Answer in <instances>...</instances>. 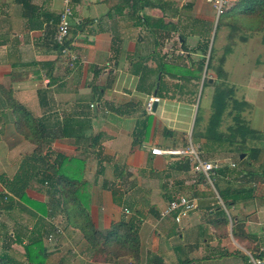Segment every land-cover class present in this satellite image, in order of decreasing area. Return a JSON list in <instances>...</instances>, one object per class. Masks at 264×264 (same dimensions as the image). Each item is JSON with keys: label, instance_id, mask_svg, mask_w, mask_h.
I'll list each match as a JSON object with an SVG mask.
<instances>
[{"label": "crops", "instance_id": "obj_1", "mask_svg": "<svg viewBox=\"0 0 264 264\" xmlns=\"http://www.w3.org/2000/svg\"><path fill=\"white\" fill-rule=\"evenodd\" d=\"M60 8V0H0V190L4 191L2 182L18 173L22 160L28 161L33 148L15 132L3 88L41 122L46 131L45 144L67 157L62 172L88 181V211L94 227L106 229L111 221L121 218L138 220L141 254L136 263L93 257L81 233L66 223L55 187L41 184L37 178L30 179L24 192L36 205L42 204L43 210L17 198L12 209L0 210V215L8 214L6 219L14 211L17 223L13 232L19 234L20 242L12 239L11 246L21 247L29 230L40 225L47 232L53 228L61 232L56 234L57 246L46 257L50 260L54 255L55 264H177L183 259L188 264H247L243 250L261 247L264 252V181L251 182L248 192L225 207L214 184L216 170L233 167V161L218 163L220 167L209 174L207 185L201 173L193 171V156L188 153L197 142L190 141L188 149L176 136L173 142H167V132L172 130L164 125L166 136L156 132V116L148 124L149 133L129 138L138 122L146 119L141 112H158L166 121V107L173 111L180 107L190 113L191 103L176 99L180 92H187L186 96L196 93L199 99L200 88L195 92L197 88L192 91L190 85L188 90L179 91L178 80L167 73L159 83L154 79L160 63H189L195 60L194 53H207L208 24L214 13L209 0H72L69 34L63 48L52 41ZM168 80L175 82L171 85ZM91 92L93 100H88L87 108L93 112L82 115ZM150 96L159 101L147 111L145 104ZM184 138L187 141L182 134L181 140ZM140 147L142 150H137ZM151 147L181 152L155 155L150 153ZM195 152L199 160L206 161ZM178 159L188 162V170L176 165L173 168L170 162ZM135 173L140 180L152 175L159 179L157 190L146 184L136 186L140 183L135 181ZM196 174L204 184L193 179ZM164 176L175 178L169 182L188 190L189 194L181 195L195 202V208L177 222L158 216L175 192ZM217 183L223 185L220 179ZM133 191L143 194L133 195ZM185 216L179 232L185 241L173 242L179 231L174 226L178 229ZM204 222L208 225L206 236H192V230L197 231ZM7 228L0 224L5 241L11 239L6 237ZM179 245L185 252L180 253ZM0 247L8 249V244Z\"/></svg>", "mask_w": 264, "mask_h": 264}, {"label": "trees", "instance_id": "obj_2", "mask_svg": "<svg viewBox=\"0 0 264 264\" xmlns=\"http://www.w3.org/2000/svg\"><path fill=\"white\" fill-rule=\"evenodd\" d=\"M233 3L229 9L219 14L215 29L217 30L220 24H227L229 22L228 20L222 22V18L232 17L236 19L241 17L244 20L241 23L246 30L262 28L264 34V0H236ZM68 34L61 43H56L52 36L55 46L63 48ZM179 37L183 40L181 35ZM262 42L264 43V37ZM202 67L203 62H187L186 65L181 66L175 63H160L157 71L158 77L155 78V81L159 83L161 77L166 73L172 78L183 81H189L191 77L198 79L200 78ZM210 67L209 55L205 70ZM202 85H205V83L203 82ZM158 88L156 91H158ZM1 92L6 94V102L13 117L12 124L15 132L30 142L33 148L28 161L22 160L18 173L10 181L2 182L1 185L4 191L0 190V210L12 209L15 198L20 199L27 205L33 203V208L41 210L43 205H36V202L32 201L33 199L26 196L24 192V189L29 185L30 179L37 178L36 180L39 183H48L49 187H55L61 212H64L66 216V223L81 233L83 240L92 250L93 257H100L103 261L118 262L122 259H129L134 263L138 262L141 254V243L137 232L138 220L134 217L127 220L121 218L111 221L109 227L106 229L94 227L88 211L90 201L87 188L88 181L80 177L66 175L62 172L61 166L67 160V157L64 158L61 152H56L45 144L46 131L41 122L27 112L23 106L16 103L11 98L8 90L2 88ZM229 92L230 89L219 87V84L213 86L211 99L212 114L209 117L208 128L205 133L206 138L214 139L218 145L225 142L226 146L223 150L226 153L237 154L238 160L233 161V167H221L216 170L215 178L217 180L220 179L223 185L220 186L217 180H215L214 184L217 194L225 207L234 203L237 197H239L238 195L248 192L251 188V182L264 181V173L256 171L250 161L257 159L256 156L252 155L255 148L252 145H248L245 140V136L253 133V130L242 121L239 114V111H244L248 107V104L246 102H237L228 95ZM232 110L235 111L233 112ZM197 113L198 107L190 134L193 143L203 138L198 131L200 115H197ZM226 115L230 116L232 121L227 127L230 133L225 136L220 133L217 127ZM203 141L205 143V139ZM213 148L214 146L206 147L205 143L201 151L209 154L210 151H214L212 150ZM53 153H56V155L51 159ZM241 153L245 154L243 158H239ZM170 163L173 165V168L176 165L179 167L178 169L188 170V162L186 160L180 161L178 159ZM169 196L171 197V195ZM217 209L222 212V208L219 205ZM222 219L226 223V217L224 216ZM50 231L55 233L54 228ZM49 234L50 232L45 231L44 227L40 225L34 226L26 235L24 243H20L22 245L24 261L7 253L0 252V264H44L50 250H47L43 239H47ZM232 234L234 237L241 238L235 233ZM18 235L12 231L6 237H12L15 241L20 242ZM177 264H188V260L183 259Z\"/></svg>", "mask_w": 264, "mask_h": 264}, {"label": "rangeland", "instance_id": "obj_3", "mask_svg": "<svg viewBox=\"0 0 264 264\" xmlns=\"http://www.w3.org/2000/svg\"><path fill=\"white\" fill-rule=\"evenodd\" d=\"M234 3L231 2L229 3L227 1L226 5L223 7L222 11L224 12L225 10L229 9ZM221 11V12H222ZM220 14V13H219ZM218 15H215L213 13L212 16H210L209 24H208V33L206 37V42L209 43V40L211 39V44H210V49L209 51L207 50V53L204 51L200 55L198 53H194V59L191 62H203L204 63L209 58L210 55V65L211 67L207 70L204 69V74L202 79H193L191 82L189 81H183V80H178V82H175L174 80H168L171 85L174 84V82L177 85V88H179V91L188 90L189 86L192 85V91L197 92L200 88V93L199 94V99L196 95V93L192 96L187 95L185 91L183 92H178L179 96L176 98L177 100L181 101L182 103H191L190 105V113L187 114L184 110L177 109L176 111H173L171 109H168L166 107L164 116L167 117L166 121L163 117L159 116L158 112L153 113L150 111L151 114H145V112L142 115H145V120H143L141 123L138 122L136 126V130L134 132V135H130V140L131 138L133 139L134 137L136 138L137 135L141 132L142 136H145L148 132V124L153 120V116H156L158 118L156 122V128L155 131L159 132L160 135H165L162 130L164 125L167 126V128L170 127L172 131L167 132L168 135L166 136V141L167 142H173L174 137L176 136V140L180 143L182 141L184 149H188L190 144L189 142L191 141V130L192 126L194 123V118H195V113L196 109L198 107V113L197 115H200V120L198 122V131L199 134H201V137L205 139L206 147L207 146H214L212 150L210 151L209 154L204 153L205 151H201V148H203L204 139L201 138L197 141V144H193L194 150L198 152L201 159H204L206 161L210 162H215V163H221L225 160V162L229 161H236L238 160L237 154L233 153H226L223 149H225L226 143L223 142L220 145L217 144V142L213 139L206 138V130L208 128V121L209 117L212 114V105H211V99H212V92H213V86L215 84H219V87H225L230 89L229 96L236 100L237 102H246L248 104V107L244 111H239V114L241 115L242 121L246 123V125L253 130L254 135L248 134L245 136V140L248 145L254 146V152L253 156H256L257 159L255 161H252V167L256 171H260L261 173H264V43L262 42V39L264 37L263 30L262 28L256 29V30H246L245 27H243V24L241 23L244 21L241 19V17H238L236 19L229 17V18H222V22H227V24H220L219 28L216 30L214 27L213 30V25L218 20ZM209 16V15H208ZM71 15L68 17V23ZM80 27V26H79ZM210 27L212 29H210ZM55 30V24L53 25V31H52V36ZM211 30V32H210ZM194 46L191 47V50L193 49ZM190 49V48H188ZM211 50V51H210ZM185 54V53H183ZM197 55V56H196ZM72 59V58H71ZM75 57L73 56L74 60ZM74 61H71L73 63ZM188 61H177V62H172L170 64H177L178 66L181 65H186ZM70 63V64H71ZM203 69V67H202ZM155 78V77H154ZM207 78H210V81L207 82ZM175 79V78H173ZM203 82L205 85H202ZM155 83V79H154ZM153 89V84L150 86V90ZM203 92V94H202ZM173 93V92H172ZM177 93V94H178ZM93 92L90 93V97L87 99L86 97V112H81L80 114H92L93 109H88L87 104L88 100H93ZM160 94V93H159ZM188 94V93H187ZM185 95V96H184ZM95 101V100H94ZM159 100L157 99V102ZM196 105V107H195ZM161 106V103L158 104V108ZM89 107H92V104H89ZM229 110V108H227ZM233 112L235 110H232ZM86 115V114H85ZM231 117L226 115L220 124L218 125L217 129L220 130V133L222 135H229V131L227 127L231 124ZM150 131V130H149ZM149 133V132H148ZM184 134L187 136V141L186 138L181 140V135ZM104 135V133H102ZM170 136V137H169ZM163 137L161 138V140ZM249 142H251L249 144ZM123 147V146H122ZM125 149V147H123ZM137 150H142V148H137ZM224 151V152H222ZM231 154V155H230ZM178 155V154H177ZM181 155V154H179ZM226 155L229 157H226ZM245 154L241 157L243 158ZM124 157V156H122ZM168 158V157H167ZM122 164L124 163V158L121 159ZM124 170V169H123ZM199 174H196L193 179L197 180L200 182V184H204L201 180V178L198 176ZM140 175L135 173V181L140 183L139 185L136 186H144L146 184L147 186L154 187V191L157 190V186L159 184V179L157 180L153 175L148 176L145 179L138 178ZM126 177V176H125ZM124 177V179H125ZM144 177V176H143ZM166 178L165 182L169 181H174L175 178H168V176H164ZM203 177V176H202ZM81 178V177H80ZM164 178V179H165ZM204 178V177H203ZM205 179V178H204ZM162 180V179H161ZM179 182V181H177ZM170 183V182H169ZM137 184V183H136ZM170 185L174 190V194H189L188 190L186 191L184 188H179L174 186L173 184H168ZM183 185V184H182ZM208 185V184H207ZM167 186V185H166ZM206 187V185H204ZM208 187V186H207ZM206 187V188H207ZM173 190V191H174ZM209 192V190L207 191ZM143 194L142 191H133V195L141 196ZM14 212V211H13ZM13 212H10V219L4 218L5 216H8V214L0 215V224L3 222L6 224L8 227L7 230L8 232L14 231V225L17 223L14 220V214ZM195 216L198 215L199 213V208L196 210ZM201 218H203L201 216ZM152 220V219H151ZM187 220V216L183 217L181 219V222L179 223L180 226L177 229L176 226H174L175 230H179L172 240L173 242H184L185 237L181 235L179 232H181V227L185 224V221ZM202 222V221H201ZM26 224V223H25ZM28 225V224H27ZM208 229V225L204 222L202 223L201 227L197 229V231L191 232V235L194 236L195 234H202L203 236H206L207 233L204 232ZM156 232H158L156 230ZM56 234H61L60 230L57 228L56 232H50L51 238L48 239H43V242L47 248L54 250V248L57 246V235ZM2 233L0 231V246H5L8 244V249L5 250H0V252L7 253L9 255L14 256L17 259L23 260V255H22V248L19 245H12L11 246V239L9 240H2ZM10 241V242H9ZM2 247H0L1 249ZM4 249V248H3ZM48 250V251H49ZM178 250H180V253L185 252V248L182 245H179ZM207 250V249H206ZM208 251V250H207ZM244 257V255H243ZM246 258V257H245ZM56 260L54 255L52 256V259L50 260H45L44 264H55ZM76 264V263H75ZM236 264V263H235Z\"/></svg>", "mask_w": 264, "mask_h": 264}, {"label": "built area", "instance_id": "obj_4", "mask_svg": "<svg viewBox=\"0 0 264 264\" xmlns=\"http://www.w3.org/2000/svg\"><path fill=\"white\" fill-rule=\"evenodd\" d=\"M61 1V8L57 14V21L55 23V30L53 34V39L56 43H61L64 37L68 34V17L71 15V1L72 0H60ZM228 0H209L212 5L213 11L215 15L221 13L223 7L226 5ZM73 59V58H72ZM156 96L148 97L145 108L149 111L154 102H157ZM150 153L155 155L161 154H178L181 151L177 150H164L157 147H151ZM193 156V171L201 173V175L210 182L209 174L213 173V170L220 167L218 163L209 162V161H202L196 155V152L193 148L188 150ZM233 164L231 163L230 166ZM195 208V202L193 198L187 197L181 194H172L165 206L159 210L158 216L162 218L170 217L174 221H178L179 218L185 215L187 212L193 210ZM127 213V210H125ZM56 232V229H54ZM51 238L49 234L47 239ZM244 256L246 257L247 264H264V256H263V248H252L248 250H243Z\"/></svg>", "mask_w": 264, "mask_h": 264}, {"label": "water", "instance_id": "obj_5", "mask_svg": "<svg viewBox=\"0 0 264 264\" xmlns=\"http://www.w3.org/2000/svg\"><path fill=\"white\" fill-rule=\"evenodd\" d=\"M214 27H215V23H214V25H213V30H214ZM210 44H211V39H210V41H209V46H208V49H207L208 51H209V48H210ZM205 65H206V61H205V63H204V68H205ZM207 81L209 82V81H210V78H208ZM198 93H199V92H198ZM197 97H198V96H197ZM154 106H155V102L153 103L152 110H153ZM195 107H196V105H195ZM241 155H242V154H240V157H241Z\"/></svg>", "mask_w": 264, "mask_h": 264}]
</instances>
